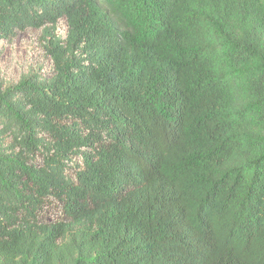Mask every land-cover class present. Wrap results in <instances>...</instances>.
<instances>
[{
	"label": "trees",
	"instance_id": "trees-1",
	"mask_svg": "<svg viewBox=\"0 0 264 264\" xmlns=\"http://www.w3.org/2000/svg\"><path fill=\"white\" fill-rule=\"evenodd\" d=\"M24 33L0 264H264V0H0Z\"/></svg>",
	"mask_w": 264,
	"mask_h": 264
},
{
	"label": "rangeland",
	"instance_id": "rangeland-1",
	"mask_svg": "<svg viewBox=\"0 0 264 264\" xmlns=\"http://www.w3.org/2000/svg\"><path fill=\"white\" fill-rule=\"evenodd\" d=\"M0 51V72L10 78L17 76L19 65L25 63L26 59H38L42 56L32 33L21 34L11 43H0Z\"/></svg>",
	"mask_w": 264,
	"mask_h": 264
}]
</instances>
